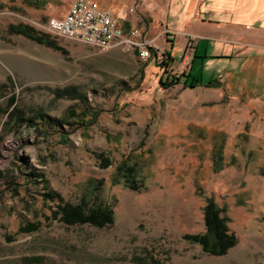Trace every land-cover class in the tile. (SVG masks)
Here are the masks:
<instances>
[{
	"label": "rangeland",
	"instance_id": "1",
	"mask_svg": "<svg viewBox=\"0 0 264 264\" xmlns=\"http://www.w3.org/2000/svg\"><path fill=\"white\" fill-rule=\"evenodd\" d=\"M93 1L130 7L151 57L46 30L73 0H0V264H264V0H237L240 15L208 3L213 22L242 25V42L172 31L165 7L150 23L144 0ZM175 9L174 0L172 20ZM18 23L57 48L10 33ZM126 158L139 164L143 190L113 183ZM98 178L112 225L50 219L59 200L78 201ZM207 197L237 237L217 257L185 237L205 231ZM29 222L40 227L22 231Z\"/></svg>",
	"mask_w": 264,
	"mask_h": 264
},
{
	"label": "trees",
	"instance_id": "2",
	"mask_svg": "<svg viewBox=\"0 0 264 264\" xmlns=\"http://www.w3.org/2000/svg\"><path fill=\"white\" fill-rule=\"evenodd\" d=\"M24 3L43 8L48 3V0H24ZM9 30L10 33L23 35L40 44L57 48L56 41L50 35L39 31L32 25L24 23L10 24ZM212 82H216V80ZM37 122L40 126L49 125L50 123L47 116L45 118L44 115H39ZM53 126V128L58 130L61 128L59 122H54ZM216 164L220 166V161L218 160ZM35 176H38V174ZM112 180L114 184L123 185L134 191L146 188L145 178L140 173L139 164L130 158H126L116 167ZM31 181L32 178L29 177L28 182L30 183ZM38 184H40L39 181ZM105 187L104 179H89L84 184L83 192L78 201L59 200V203L56 204V209L52 211L50 219L59 220L69 226L86 224L104 228L112 225L115 222L114 204L106 200ZM43 195L46 201L49 199L56 201L55 197L49 193H44ZM46 195H49L48 198ZM229 221L226 210L221 208L213 197H207V202L204 206L205 231L196 234H186L185 237L192 242L200 244L203 250L211 255L216 257L225 255L237 243L236 235L230 231ZM39 227L36 223L29 222L21 230L33 232Z\"/></svg>",
	"mask_w": 264,
	"mask_h": 264
},
{
	"label": "built area",
	"instance_id": "3",
	"mask_svg": "<svg viewBox=\"0 0 264 264\" xmlns=\"http://www.w3.org/2000/svg\"><path fill=\"white\" fill-rule=\"evenodd\" d=\"M45 26L53 34L91 44L101 50L123 44L128 50L137 48L139 57L144 60L154 53L138 28L126 29L111 12L93 0H73L64 17H51Z\"/></svg>",
	"mask_w": 264,
	"mask_h": 264
},
{
	"label": "crops",
	"instance_id": "4",
	"mask_svg": "<svg viewBox=\"0 0 264 264\" xmlns=\"http://www.w3.org/2000/svg\"><path fill=\"white\" fill-rule=\"evenodd\" d=\"M134 1L136 3L137 0ZM173 1L174 0H144V3L149 4V6L146 8L147 14H150L152 16L150 17L149 22L154 23V21L156 20L154 15H156L157 9L165 7L166 12L168 14L165 16V20H164V24L166 28L172 31H179L180 33L187 31L192 33L193 35H198V36L201 35L198 37L199 40L207 37L208 39L210 38L214 40H222L225 42H234V41L242 42V38H245L247 34L241 28H237V26L239 25L242 26L239 22L232 25L235 27L234 29L231 28L232 26L229 23L213 22V20L211 19H213V17L215 16H213L207 11L209 10L207 8V5L212 0H175L176 9L174 10V15H173L174 19L172 20L170 18V15L172 13L171 9H172ZM213 1L216 2L215 6H218V9H223V11L230 10L231 12H235L238 10L237 12L239 15L240 12L241 14L243 13L241 8L237 6L238 4L237 0H213ZM100 7L105 11L111 12L114 17L116 18L119 17V19H122L121 21L124 20L122 24L126 29L137 27L138 16L135 17V15H133L134 19L131 18L132 13L130 7L128 8V10L126 9L122 10V8L117 9L111 5L108 6L106 4L103 5V7L100 5ZM142 14L144 15V13ZM145 17L146 15L144 16V18ZM126 18L129 19L125 20ZM178 22L180 23L182 22L184 24L183 29L174 30L175 28L173 26L176 27ZM202 28H208V29L210 28V31L212 29L211 31L212 36L206 34V31L204 29L202 30Z\"/></svg>",
	"mask_w": 264,
	"mask_h": 264
}]
</instances>
